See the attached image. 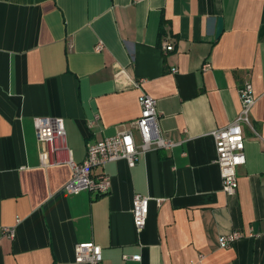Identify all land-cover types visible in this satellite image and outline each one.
I'll return each mask as SVG.
<instances>
[{
    "label": "crops",
    "instance_id": "obj_1",
    "mask_svg": "<svg viewBox=\"0 0 264 264\" xmlns=\"http://www.w3.org/2000/svg\"><path fill=\"white\" fill-rule=\"evenodd\" d=\"M246 81L258 100L228 195L212 132L237 117ZM141 91L177 144L95 169L107 194L67 193L72 169L48 164L35 118H63L81 162L89 143L132 128ZM135 194L151 197L142 233ZM234 230L244 236L222 248ZM87 241L99 264H264V0H0V264H87L75 261Z\"/></svg>",
    "mask_w": 264,
    "mask_h": 264
},
{
    "label": "built area",
    "instance_id": "obj_2",
    "mask_svg": "<svg viewBox=\"0 0 264 264\" xmlns=\"http://www.w3.org/2000/svg\"><path fill=\"white\" fill-rule=\"evenodd\" d=\"M102 44H97L96 49L102 50ZM165 52L172 51L173 46L165 43ZM206 63L204 68H210ZM176 71V70H174ZM136 83V86H139ZM241 110L237 117L227 126L217 128L212 132L215 140L217 158L223 186L228 195H235L239 188V167L247 161L246 137L244 125L251 124V112L257 102L253 85L250 81L244 82L240 87ZM141 107L140 116L132 123L131 129H126L117 134L91 142L87 147V154L83 161L78 162L73 158V153L67 145V131L63 118L52 116H39L34 120L35 133L38 141L46 145L48 164H67L72 169V175L65 184L67 193L79 194L84 190L98 194H107L111 190L112 180L104 171L94 172L103 168L107 163L124 159L130 167H134L141 154L153 149H171L177 143L165 137L158 125L157 99L145 91L139 97ZM138 131L140 141L136 139ZM151 197L135 194L133 199V218L137 232L142 233L146 228L149 215ZM5 233L14 238L15 231L7 227ZM242 230H234L223 234L219 238L222 248L231 247L235 241L242 238ZM103 248L94 241L79 242L75 247V261L77 263L99 264L102 261ZM125 259L141 260L140 255L124 256Z\"/></svg>",
    "mask_w": 264,
    "mask_h": 264
},
{
    "label": "water",
    "instance_id": "obj_3",
    "mask_svg": "<svg viewBox=\"0 0 264 264\" xmlns=\"http://www.w3.org/2000/svg\"><path fill=\"white\" fill-rule=\"evenodd\" d=\"M223 29H224L223 19L219 18L218 19V25H217V32H216L217 37H219L221 35V33L223 32Z\"/></svg>",
    "mask_w": 264,
    "mask_h": 264
}]
</instances>
